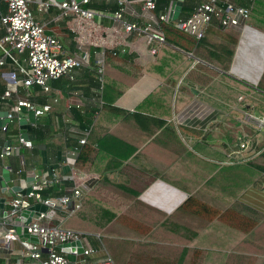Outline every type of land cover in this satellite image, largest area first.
Masks as SVG:
<instances>
[{"label":"crops","instance_id":"0c3cea01","mask_svg":"<svg viewBox=\"0 0 264 264\" xmlns=\"http://www.w3.org/2000/svg\"><path fill=\"white\" fill-rule=\"evenodd\" d=\"M27 1L34 20L58 38L64 52L81 48L89 62L73 70L72 79L52 81L49 94L37 86L20 87L11 99L0 101V120L16 99L50 107L36 118L23 110L5 125L6 131L0 129V177L4 170L9 173L6 188H0L3 212L13 198L12 187L29 188L36 172H72L84 180L82 206L70 216L57 213L50 224L60 221L61 227L82 234L84 249L96 251L88 259L92 264L111 253L117 255V264H264V127L246 118L264 119V92L257 88L264 73V0H244L250 9L247 28L240 29L227 71L224 62L201 60L174 46L163 44L151 54L145 38L124 32L112 18L118 9L115 0H93L91 23L63 13L57 4L68 0ZM155 2L157 13L171 15L180 3L179 18L185 5L195 6L199 0ZM133 10H139L137 3L125 8L123 20L131 21ZM4 51L0 49V97L8 74L24 67L21 56L9 48ZM106 54L125 56L142 68L128 84L125 77L111 83L120 92L113 107L121 114L95 111L102 102L93 97L92 84L103 83ZM102 57L99 74L95 62ZM75 111L88 121L87 130L80 131ZM24 135L31 149L17 146L18 136ZM85 136L95 150L94 159L85 169L70 172L62 159ZM7 141L16 149L5 152ZM132 170L153 181L143 188L147 180L129 177ZM189 198L219 214L232 211L254 226L245 233L219 216L204 222L180 211ZM97 209L109 216H141L149 231L138 237L120 227L124 238L101 235L92 218ZM104 238L110 242H102ZM24 250L22 240L11 241L0 251V264H40L25 258Z\"/></svg>","mask_w":264,"mask_h":264},{"label":"built area","instance_id":"2783aa9c","mask_svg":"<svg viewBox=\"0 0 264 264\" xmlns=\"http://www.w3.org/2000/svg\"><path fill=\"white\" fill-rule=\"evenodd\" d=\"M6 7L5 14L0 13V24L3 35L0 37V49H11L22 57L24 67H20L8 74L7 89L0 97V101L9 100L15 95L20 87L29 88L37 86L43 93H50V83L62 77L72 79V72L81 68L89 62V55L86 51L78 48L75 52L66 53L63 51L58 38L47 32L45 26L36 22L29 9L27 0H0ZM93 0L62 1L57 4L63 13L73 15L80 22L91 23L95 14L86 9ZM117 11L112 18L119 21L124 32L134 33L145 38L151 54L165 44V37L162 32L163 24L172 26L181 33L200 40L204 37L207 29L212 23H217L222 29L239 28L245 30L250 15L249 6L237 4V0H199L192 9L189 16L172 20L169 11L156 12L155 0H115ZM131 3H137L139 10H133L131 21L123 20L125 8H130ZM78 28H81L80 26ZM5 53V51H4ZM103 57L96 65L102 74ZM4 64V57L0 58V66ZM21 75L22 78L19 76ZM102 79L100 78V81ZM23 110L31 112L34 118L48 112L50 107L44 105L35 106L26 100L16 99L11 105L7 115L9 122ZM247 120L255 122L258 126L264 127V119H256L251 115L246 116ZM35 126V122H31ZM6 131V126L2 127ZM86 144V136L79 139L77 146L68 151L62 159L70 172L73 170L79 147ZM17 146L27 149L32 148V142L22 136L17 138ZM17 146H6L5 152L16 149ZM245 146L242 144L241 148ZM3 155H0L2 158ZM19 173V172H17ZM71 172L68 176H60L55 169L46 173L33 175L34 181L30 185V193L26 196L16 193L8 202V209L5 215L0 217V251L8 248L11 241H21L24 247L23 256L40 264H92L89 258L95 254L94 249H84L80 257L69 259L59 252V245L82 239V235L76 231L68 230L60 226V221L50 224L54 215L70 216L80 210L82 206L83 177H75ZM63 181H70L72 188L62 196L48 199H41L40 192L55 185H61ZM2 198L0 197V200ZM43 205L46 211L34 215L28 224H25L28 234L38 239L37 244L27 243L20 239L14 230L15 219L19 214L32 205ZM63 219V218H62ZM93 264H112L110 258L105 255Z\"/></svg>","mask_w":264,"mask_h":264},{"label":"trees","instance_id":"16d2710c","mask_svg":"<svg viewBox=\"0 0 264 264\" xmlns=\"http://www.w3.org/2000/svg\"><path fill=\"white\" fill-rule=\"evenodd\" d=\"M237 4L241 6L246 5L244 4V0H237ZM192 7H188L185 5L183 8L184 12H182L179 18H185L189 16L190 13L192 12L193 9ZM86 9L91 10L89 6H87ZM162 32L165 37L164 45L174 46L185 52L192 53L194 56H196L201 60L206 59V60L214 61L215 59L219 62L220 61L224 62L225 65L223 67V70L227 71L228 65L230 64L233 55V47L236 45L238 41L240 29L239 28L222 29L219 27L217 23H212V25L207 29L204 37L200 40H195L193 37L181 33L180 31L176 30L172 26V24H163ZM104 63H105V73L103 74L104 75L103 83L96 81L93 82L92 84L93 97L96 100H100L102 102L101 109L99 110L95 109V111L96 112L100 111V113L102 111H109L117 114L124 113L113 107L114 100L120 94V92L117 91L111 85V83L114 82L115 80H119V78L125 77L124 79L126 80L125 83L128 84L134 78H136V75L140 74L142 68L138 66L136 63L130 61L125 56L121 57L118 55H111V54L105 55ZM257 88L258 90L264 92V73L258 83ZM74 117L79 123L80 131L87 130L88 121L85 120V117H82L78 111H75ZM35 133L37 134V132ZM94 155H95V150L89 143L86 142V144L79 147L74 168L78 170L85 169L87 163L94 159ZM129 174H130L129 177L131 178H135L138 180L142 179L145 181L147 180L145 174L141 172L132 170L131 173ZM152 181H153L152 179L147 180L143 188L148 187ZM127 184H129L128 186L130 187L141 186L137 183L136 184L127 183ZM71 188H72V183L70 181H63L61 182V185H55L53 187L46 188L43 191H41L40 192L41 199L44 200L48 198L62 196L64 193H68V191ZM130 202H134V200L131 199ZM115 208L119 209L121 207H119V205L116 204ZM179 209L180 211L193 215L204 222H210L211 220L219 216L218 218H220V220L226 221L232 227L237 228L245 233L251 230V228H253L254 226V224H252L250 221L244 220L245 218L241 216L239 217V215L235 214L232 211L225 212L224 214H219V212L215 208L208 206L205 203L195 198L187 199L180 206ZM147 210L150 211L151 209L147 208ZM119 216L121 217H119L115 221L114 223L115 226L118 227L120 225V227H126L131 234H135L138 237L145 236L148 233L149 227L141 219L134 217L133 215H127V214H122ZM95 223L97 227L94 226L93 227L97 232H100L101 235L103 234L105 236L110 235L109 234L110 229L107 227V225L105 226L104 224H98V222ZM240 224L241 226H239ZM245 224L249 226H246ZM69 228L70 229L68 228L67 229L73 231V228L71 226ZM101 240L104 243L110 242L108 238H104ZM111 242L117 243V241H113V240H111ZM108 257L110 258L113 264H117V255L111 253V255H108Z\"/></svg>","mask_w":264,"mask_h":264},{"label":"water","instance_id":"95a60500","mask_svg":"<svg viewBox=\"0 0 264 264\" xmlns=\"http://www.w3.org/2000/svg\"><path fill=\"white\" fill-rule=\"evenodd\" d=\"M77 1H80V0H77ZM180 8H181L180 3H177L175 11L172 15V20H176L178 18ZM7 115H8L7 112H3L1 114L2 119L0 120V129L8 124L9 120L7 119ZM24 138L27 139V136L24 135ZM5 145L10 146L11 141H7L5 143ZM8 181H9V173L7 170H4L2 173V176L0 177V188L5 189L6 183ZM30 190H31L30 188L23 190L20 187H12L10 192L12 193V196H14L16 193H21L22 195L26 196L30 193ZM4 203H5V200L2 198L0 200V217L5 215V213L3 212ZM44 211H46V207L43 205H39V204L38 205H32L28 209L23 210L19 214V217L15 219V221L17 223V225L14 226V230H15L16 235L20 239L26 240L27 243L37 244L38 239L35 236L28 234L27 229L25 227V224H28L34 215H37L38 213H41ZM58 248L60 249L62 254H78V255H81L84 251V247H83L80 240L73 241L70 243L61 244V245H59Z\"/></svg>","mask_w":264,"mask_h":264},{"label":"rangeland","instance_id":"374dc122","mask_svg":"<svg viewBox=\"0 0 264 264\" xmlns=\"http://www.w3.org/2000/svg\"><path fill=\"white\" fill-rule=\"evenodd\" d=\"M105 197H106V195H105ZM111 198H113V196H111ZM111 203L113 204V206H115L117 204V202H113V201L109 200V204L110 205H112ZM96 212L98 214L95 215L94 217H92V218H94L93 221H96L99 224H104L105 226L107 225V227L110 229V233H109L110 235L109 236H113L114 238H119V237L124 238V235L119 236L120 225L117 227L114 224L115 221L121 216H119V215H113V216L103 215V214H101V210L100 209H97ZM136 217L141 219L140 218L141 216H136ZM145 218L149 219V215H146Z\"/></svg>","mask_w":264,"mask_h":264}]
</instances>
